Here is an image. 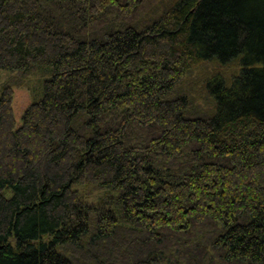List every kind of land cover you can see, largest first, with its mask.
Returning <instances> with one entry per match:
<instances>
[{"label": "trees", "instance_id": "1", "mask_svg": "<svg viewBox=\"0 0 264 264\" xmlns=\"http://www.w3.org/2000/svg\"><path fill=\"white\" fill-rule=\"evenodd\" d=\"M2 70L0 264H264V0H0Z\"/></svg>", "mask_w": 264, "mask_h": 264}, {"label": "rangeland", "instance_id": "2", "mask_svg": "<svg viewBox=\"0 0 264 264\" xmlns=\"http://www.w3.org/2000/svg\"><path fill=\"white\" fill-rule=\"evenodd\" d=\"M47 75L48 73H42L40 71L38 72L36 71L33 74L28 75L24 79H21L18 83L15 84L14 81H12L13 79L15 80V76H16L15 73L5 70L0 71V90L5 83L13 84L12 107H13L16 126H19L21 124V117L26 107L35 98L39 96L41 91L42 81L44 80V78H46ZM200 78L203 77L198 74L195 75V77L193 78V82L199 80ZM202 84L203 81L200 82L199 85H197L198 91H200L203 88ZM198 101H200V103H203L202 100L198 99ZM113 198L114 195L111 196V194H105L102 191H97L92 193L87 200L89 203L96 205L97 208L100 210V208L106 209L107 207H109V203ZM100 199L106 200L105 204L98 205Z\"/></svg>", "mask_w": 264, "mask_h": 264}]
</instances>
